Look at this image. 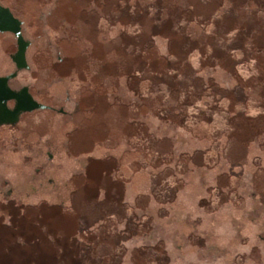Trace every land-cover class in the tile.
I'll list each match as a JSON object with an SVG mask.
<instances>
[{
  "label": "rangeland",
  "instance_id": "374dc122",
  "mask_svg": "<svg viewBox=\"0 0 264 264\" xmlns=\"http://www.w3.org/2000/svg\"><path fill=\"white\" fill-rule=\"evenodd\" d=\"M0 3L66 112L0 128V264H264V0Z\"/></svg>",
  "mask_w": 264,
  "mask_h": 264
},
{
  "label": "flooded vegetation",
  "instance_id": "af4514ba",
  "mask_svg": "<svg viewBox=\"0 0 264 264\" xmlns=\"http://www.w3.org/2000/svg\"><path fill=\"white\" fill-rule=\"evenodd\" d=\"M0 5L3 6L1 3ZM11 13L13 14L12 11ZM20 33L19 39L11 32L0 31V128L15 127L24 116L34 118L50 112L66 113L63 109L64 102L57 106L50 104L48 80H42L39 84L38 79L30 73L28 50L32 42L24 36L22 21ZM27 73L30 80L25 76ZM36 105L43 107H34ZM15 118L17 121L12 123Z\"/></svg>",
  "mask_w": 264,
  "mask_h": 264
},
{
  "label": "water",
  "instance_id": "95a60500",
  "mask_svg": "<svg viewBox=\"0 0 264 264\" xmlns=\"http://www.w3.org/2000/svg\"><path fill=\"white\" fill-rule=\"evenodd\" d=\"M20 25H21V21H19L16 17H14V15L11 13L9 8L0 5V31L11 32L20 39L21 38ZM34 107H43V106L36 105ZM16 119L17 118H15V120H13L12 123H15V121H17Z\"/></svg>",
  "mask_w": 264,
  "mask_h": 264
}]
</instances>
